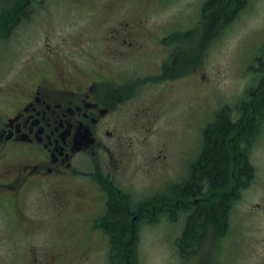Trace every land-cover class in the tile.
Wrapping results in <instances>:
<instances>
[{
	"label": "flooded vegetation",
	"instance_id": "1",
	"mask_svg": "<svg viewBox=\"0 0 264 264\" xmlns=\"http://www.w3.org/2000/svg\"><path fill=\"white\" fill-rule=\"evenodd\" d=\"M49 1L0 0V242L6 248L2 252L11 256L12 264L15 258L42 264L43 251L33 243L40 238L57 243L68 234L78 249L85 248L74 251L88 254L106 241L109 264H114L112 258L119 259V264H141L145 225H167L165 232L171 234L169 228L183 220L180 240L186 242L224 236L234 205H229L224 224L223 219L205 218L196 211L215 207L222 192L215 203L207 205L202 200L209 197H193L186 191L198 155L187 162L183 177L146 198L115 174L128 123L143 119L140 128L153 124L150 105L135 100L139 88L188 74L189 64L183 61L191 53L189 28L167 29L159 41L167 48L162 49L161 66L154 75H137L128 64L148 48L142 35L122 21L100 37L106 52L98 62L59 58L63 46L53 42L50 32H43L44 18L56 14L46 9ZM221 1L235 17L248 0L237 5L232 0L217 2ZM39 30L44 34L42 43L35 40L34 31ZM231 114L232 123L240 128L248 124L255 107L245 112L243 124L238 121L242 112ZM230 139L235 140L233 135ZM116 204L130 211L121 234L113 228ZM117 237L120 244L114 246ZM15 243L25 246L19 250ZM72 251L61 250L55 256ZM224 259L217 263L224 264Z\"/></svg>",
	"mask_w": 264,
	"mask_h": 264
},
{
	"label": "rangeland",
	"instance_id": "2",
	"mask_svg": "<svg viewBox=\"0 0 264 264\" xmlns=\"http://www.w3.org/2000/svg\"><path fill=\"white\" fill-rule=\"evenodd\" d=\"M53 1L49 5L47 2L46 9L56 14L44 18L42 25L43 32H50L53 42L63 46L59 58H90L98 62L106 52L100 37L122 21L142 35L141 41L148 48L128 64L137 75H154L161 66L165 55L162 49L167 48L159 41L167 29L190 30L187 42L191 53L183 61L189 64L188 74L139 88L135 100L150 105L153 124L140 128L143 119L137 124L128 123L126 142L117 152L122 161L115 174L142 198L183 177L187 162L199 154L206 123L215 118L218 110L227 104L231 111L241 112L239 104L248 97L249 89L256 87L259 92L260 87L264 88L257 72L263 62H256V58L264 59V0H248L210 39L207 34L202 36L200 27L206 0H115L112 7L114 0ZM232 1L237 5L241 0ZM34 32L35 40L42 43V31ZM258 132L251 152L256 176L234 203L226 234L186 242L180 240L183 220L169 228L171 234L165 232L167 225H145L139 249L141 264H218L223 256L224 264H264V116ZM40 239L33 245H40L43 251L39 258L42 264H109L106 241L101 245L95 241L97 246L87 254L74 251L85 248L78 249L68 234L57 243ZM15 246L21 250L25 243ZM5 249L0 242V264H12L11 256L2 252ZM59 249L73 251L56 257L61 253ZM15 259L16 264H27L24 258Z\"/></svg>",
	"mask_w": 264,
	"mask_h": 264
},
{
	"label": "trees",
	"instance_id": "3",
	"mask_svg": "<svg viewBox=\"0 0 264 264\" xmlns=\"http://www.w3.org/2000/svg\"><path fill=\"white\" fill-rule=\"evenodd\" d=\"M206 0L204 3V31L208 38L217 35L225 26L229 16L225 1ZM220 1V0H219ZM263 62L257 70L264 81V59L256 58V62ZM257 92V88L249 89L248 97L239 104L242 117L239 124L246 122L244 114L251 106L255 107V114L243 127H235L232 123V114L229 105L225 104L215 114V118L203 129L202 141L198 158L191 165V183L186 186V191L193 197L207 196L209 204L215 203L222 192L220 202L213 204V208H201L200 216L205 218L223 219L226 223V211L229 205L239 199L244 188L249 186L256 176V167L251 160V152L259 135L261 124L260 115L264 112V88ZM258 132V133H257ZM234 136V139H230ZM231 141V142H230ZM199 205V204H198ZM129 208L116 204L113 206V228L117 234H121L126 226V216ZM202 212V213H201ZM119 236V235H117ZM114 246H119V238L113 241ZM128 260V259H127ZM114 264H119V259L112 258Z\"/></svg>",
	"mask_w": 264,
	"mask_h": 264
}]
</instances>
